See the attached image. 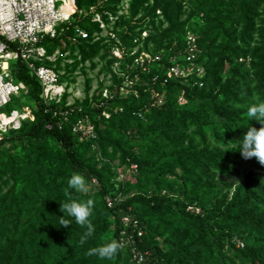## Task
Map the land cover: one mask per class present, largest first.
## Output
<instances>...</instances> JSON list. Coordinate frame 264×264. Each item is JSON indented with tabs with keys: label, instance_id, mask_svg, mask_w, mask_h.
Wrapping results in <instances>:
<instances>
[{
	"label": "rangeland",
	"instance_id": "374dc122",
	"mask_svg": "<svg viewBox=\"0 0 264 264\" xmlns=\"http://www.w3.org/2000/svg\"><path fill=\"white\" fill-rule=\"evenodd\" d=\"M109 1L111 0H96L92 3L96 6L101 19V22H94L92 19L95 14L80 16L77 10L81 9L82 1L73 0L75 23H79L90 33V37L87 38L90 40L82 41L70 35L63 36L56 43L46 47L48 56L43 62L51 64L49 66L57 71L60 82L65 87L62 98V103L64 102L65 105L73 107L79 105L84 109H92L110 98L113 99L112 103H107L108 109L102 114L94 113L93 116H85L89 118L90 123L94 124L96 137L84 136L79 139L86 144L84 152L87 159H91L98 167L108 163L110 183H113L117 189L124 187L123 190L126 191L125 193L120 191V194L123 193L122 197L137 194L155 195L164 191L166 196L177 199L183 187L181 177L189 179L187 173L194 171L197 173L196 169L185 164L184 158L179 165H175V161L164 164L161 171L166 174L162 182H159L154 174L134 170L124 160L120 150L103 141L102 134L124 140L125 135L117 128L121 123L125 125L127 134H137L139 127L154 116V108L166 103L183 109L195 107L200 101L192 102L185 90L205 87L207 90L217 91L219 85L215 86L216 82L226 81L231 77V71L235 67L241 69L251 66L255 43L253 42L252 47L247 50V55L243 52H236V54L232 51L225 52L220 39L217 40L214 37L219 30V13L214 0H209L204 9L202 0H175L180 3L181 9L175 8V12L170 9L169 16L165 14L163 8L151 9L155 0H149V6L146 8L147 4H144L136 14L131 9V0H122L117 4L116 15H111ZM220 2L224 10L228 12L227 17L237 24L235 26L237 37L242 29L243 9L248 2L253 3L255 7L257 22L264 17V0H221ZM84 4L82 7L88 8V5ZM164 6L165 3H162V7ZM200 12L204 13V17L198 14ZM213 12L214 14H211ZM177 24H180L182 28L180 29ZM260 39V36L255 34V41ZM222 54L229 56L225 58ZM190 56L192 59H189ZM221 61L224 66L218 71L216 65ZM174 63L178 65L180 72L185 69V76L172 77L178 80L181 89L169 88L166 85L167 79H171L167 76L168 68ZM200 81L204 84L201 85ZM24 90L27 92V86ZM220 99H223V95ZM254 102H256L255 99ZM201 104L206 121L214 125L213 130L207 134V145L210 148L220 147L223 150L238 147L237 143L225 138L223 119L210 107L205 106L204 103ZM74 122L72 121L71 125ZM194 129L195 126H192L186 131L193 137ZM137 137L135 141H129L131 148L139 154H144L145 157L159 159L166 145L149 148ZM196 142L199 143V139ZM202 146L203 144L199 145V147ZM0 159L11 164L3 180L8 181L3 185V192L14 188V194H19L21 198L23 181L27 176H33L38 183L36 189L30 192L33 196L28 197L24 220H27L30 215L41 216V221L47 220L51 215L54 218L64 215L60 211L59 202L55 204L47 202L45 208H39L43 199L50 201L57 195H64L68 187L67 180L71 175L59 145L53 140L40 145H35L33 142L30 144L17 141L5 142L0 145ZM230 166L234 169V173L213 170L210 179L197 176L202 179L199 188L208 180L214 187L208 190L206 196L208 205H223L224 201L232 198L235 189L243 185L250 166L244 161L240 164L231 163ZM255 172L258 173V178L264 180V170H255ZM86 182L90 189L87 195L77 194L73 189L68 191L73 190L75 196H81L84 200L94 199L93 214L90 217L95 227L93 236L106 227L105 232L100 234L99 246L105 241L114 239L112 219L98 199L99 184L95 180ZM65 201L64 197L60 202ZM191 203L196 204L201 212L204 210L198 201ZM173 210H176L174 204L167 205L159 219L151 222L158 231L155 241L162 243L169 236L172 240H176L186 227L191 226L190 223L185 224L178 214L173 213ZM84 231H87L86 227ZM85 232H79L77 238L79 242ZM239 234L248 240L249 246L255 238L249 230L239 231ZM183 247L184 250L178 253L182 264H248L228 249L227 240L212 239L209 236L197 240L194 231L187 234ZM73 253L65 255L63 263ZM173 253L174 248L168 243L166 256L169 264H177V256L173 259ZM79 257L84 256L79 255ZM94 257L97 264H116L117 262L128 264L127 257L122 251H118L117 255L110 260ZM197 257L201 258L202 262L198 261Z\"/></svg>",
	"mask_w": 264,
	"mask_h": 264
},
{
	"label": "trees",
	"instance_id": "16d2710c",
	"mask_svg": "<svg viewBox=\"0 0 264 264\" xmlns=\"http://www.w3.org/2000/svg\"><path fill=\"white\" fill-rule=\"evenodd\" d=\"M81 1L80 7L84 8L82 7L84 3V5L89 6L96 0ZM120 1L122 0L109 1V13L111 15H116V7ZM208 1L202 0L204 2L203 9ZM220 1L214 0L216 10L219 13V30L214 37L217 40L220 39L226 53L227 51H232L235 54L236 52H243L247 55V50L252 47L254 42L255 52L251 66L241 69L235 67L231 71V77L227 78L226 81L223 83L216 82L215 86L219 85L217 91L207 90L205 87L185 90L187 97L192 102L200 101L191 109L173 107L169 103L154 108V116L145 121L142 127H139L137 134H127L125 125L121 123L117 128L125 135L124 140L102 134L103 141L120 150L124 160L129 165H137L136 171L154 174L159 182H162V178L166 174V172L161 171L164 164L175 161V165H179L181 159L184 158L185 164L196 169L197 173L195 171L187 173L189 179L181 177L183 187L180 190V197L177 199L166 196L163 191L164 193L160 192L155 195L137 194L119 200V197L126 192L123 190L124 187L117 189L113 183H110L107 171L108 163L98 167L91 159L86 158L84 152L86 144L81 142L80 137L73 133L71 127V122L80 117L93 116L94 113L102 114L104 110L108 109L107 103H112L113 99L110 98L107 102L92 109H84L76 105L70 120L60 128L56 123L58 117L53 114V111L47 109L41 97L42 86L36 76L31 73L26 63L18 60L12 64L15 79L24 82L28 90L27 92L22 90L18 95L13 96L10 103L4 106V110L11 112L13 109H22L28 104L35 119H26L22 122L20 129L8 131L0 140V145L10 141L28 142V144L33 142L35 145H40L48 140H53L64 153L70 175L79 173L85 177L86 181L93 182L96 180L99 184L98 199L107 215L112 219L114 239L118 240L123 216L132 214L139 220L144 230L140 247L148 252L152 264H169L166 256L168 243L174 248L173 259H176L177 256L176 263L182 264L178 253L184 250L183 242L190 231H194L197 240L205 236L217 240H227L228 249L240 259L248 262V264H264V210H262L264 209V183H262V179L257 177L258 173L255 172V170H264V166H261L255 158L244 160L240 155L239 146L226 150L220 147L210 148L206 143V138L207 134L213 130L214 125L206 121L204 111L201 110V103H204L205 106L210 107L212 111L218 114L223 119L225 138L234 143L242 139L250 125L257 128L261 127L258 121L250 120L247 116V107L254 103L255 96L260 101H264V17L257 19L259 21L257 22L255 7H253V3L248 2L243 9L242 29L239 37H237L235 31L237 24L227 17L228 12L224 10ZM148 2L149 0H131V9L134 10V14L144 4H147V8ZM153 2L151 9L163 8L167 16H169L170 9H173V12H175V8L181 9L180 3L175 0H155ZM162 3H165L164 7H162ZM198 14L204 17L203 12ZM170 21H173L172 18ZM177 26L182 28L180 24ZM255 34L260 36V41H255ZM59 38L47 37L43 44L48 47V45L56 43ZM89 40L83 39L82 41ZM224 56L226 58L229 55L222 54V57ZM43 64L51 65L45 62ZM223 66V61H221L220 64L216 65V68L219 71L222 70ZM166 85L173 89L182 88L178 80L172 78L167 79ZM221 95H223V99H220ZM55 107L63 108L65 103ZM192 126H195L192 131L195 134L193 137L191 133L186 131ZM214 133H216L215 130ZM136 136H138L137 139L143 140L146 147L149 148L165 144L166 147L159 159L153 160L150 157H145L144 154H139L131 148L129 141L134 140ZM197 139H199V143L196 142ZM200 144L203 146L199 147ZM242 161L250 166L243 185L238 186L232 198L229 201H224L223 205H208L206 196L208 190L214 187L208 180L199 188L202 179L198 177L210 179L213 170L234 173L230 164H240ZM10 165L8 161L0 159V264H97L95 257L87 256L86 252L90 248L98 246L100 234L105 232L106 227L104 230L98 231L96 235L89 237L81 245L77 238L80 231L85 232L84 227L78 225L72 217H64L71 221L67 228L59 225L60 216L63 215H59L57 218L51 215L50 218L42 221L41 216L30 215L27 220H24L23 215L27 211L28 197L33 196L30 192L36 189L38 183L33 179V176H27L26 180L23 181V196L21 198L19 194H14V188L3 192V185L8 182L3 180ZM120 191L123 193L120 194ZM70 192L73 193V190ZM73 195L75 196L74 193ZM64 197L65 195H57L50 201L43 199L39 208H45L47 202L50 204L58 203ZM79 198L82 197L79 196ZM108 198L113 202L111 206L108 204ZM193 201H198L204 210L200 213L189 211L188 205L192 204ZM169 204H174L176 210H173V213L178 214L185 224L190 223L191 226L186 227L176 240H172L169 236L162 243H159L155 241V235L158 231L151 222L159 219ZM246 230H249L255 237L250 246L248 240L239 234V231L244 232ZM238 239L243 240L245 244L243 247L238 246ZM77 246L78 249H76ZM119 251L126 255L127 263L130 264L129 251L123 248ZM72 253L73 255L67 257L63 263L64 256ZM79 255L84 257L81 258ZM197 260L202 262L201 258L197 257ZM116 264L120 263L117 262Z\"/></svg>",
	"mask_w": 264,
	"mask_h": 264
},
{
	"label": "built area",
	"instance_id": "2783aa9c",
	"mask_svg": "<svg viewBox=\"0 0 264 264\" xmlns=\"http://www.w3.org/2000/svg\"><path fill=\"white\" fill-rule=\"evenodd\" d=\"M74 12L73 0H0V140L8 131L20 129L24 120L35 118L30 106L13 109L11 112L3 110L13 96L26 88L24 82L15 79L11 61L20 60L26 63L31 73L36 76L42 86L41 97L47 109L58 117L56 123L60 128L75 112V107L71 105L55 107L62 103L65 87L60 82L57 71L43 64L44 58L48 56L46 46L43 44L47 37L55 39L70 35L79 40L90 37L86 29L75 23ZM77 13L80 16L95 14L92 20L101 22L94 4L88 8H79ZM189 59H192V56ZM185 75V69L180 72L176 64L168 68L169 78ZM200 84L203 85L204 82L201 81ZM71 127L73 133L79 137H96L94 124L89 122L88 117L78 118ZM131 167L134 170L138 169L136 164H132ZM122 199L120 196L119 200ZM107 200L111 206L112 200L109 198ZM188 210L201 212L196 204H189ZM143 235L144 230L134 215L123 216L122 228L117 239L121 242L122 248L129 251L130 264H152L148 252L140 247ZM244 245V242L238 239V246Z\"/></svg>",
	"mask_w": 264,
	"mask_h": 264
},
{
	"label": "clouds",
	"instance_id": "9594fccd",
	"mask_svg": "<svg viewBox=\"0 0 264 264\" xmlns=\"http://www.w3.org/2000/svg\"><path fill=\"white\" fill-rule=\"evenodd\" d=\"M254 103L247 107V116L250 120H256L261 127L255 126L247 127L242 139L237 141L239 146L240 155L244 160H251L255 158L257 162L264 166V101H260L258 97H254ZM264 183V180H262ZM67 189L64 191L67 200L60 203V211L64 213L60 216L59 225L67 228L71 221L65 219V216L72 217L75 222L86 227L87 231L80 237V243L83 245L89 237H91L95 231V227L90 219L93 214L94 199H80L78 196H74L68 189L75 190L77 194L87 195L90 191L86 179L79 173H74L67 180ZM122 248L120 241L112 239L105 241L97 247L90 248L87 252V256H98L100 259H112Z\"/></svg>",
	"mask_w": 264,
	"mask_h": 264
}]
</instances>
